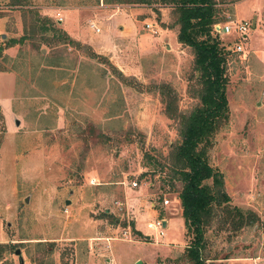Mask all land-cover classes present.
Here are the masks:
<instances>
[{"label": "rangeland", "instance_id": "obj_1", "mask_svg": "<svg viewBox=\"0 0 264 264\" xmlns=\"http://www.w3.org/2000/svg\"><path fill=\"white\" fill-rule=\"evenodd\" d=\"M217 1L221 26L250 27L219 34L230 112L209 159L231 207L260 220L211 230L208 264H264V0ZM134 6L0 0V264H193L172 167L180 123L166 109L188 115L200 104L195 56L179 46L172 7ZM128 23V41L105 39L108 56L51 29L75 40L77 29L100 36Z\"/></svg>", "mask_w": 264, "mask_h": 264}, {"label": "trees", "instance_id": "obj_2", "mask_svg": "<svg viewBox=\"0 0 264 264\" xmlns=\"http://www.w3.org/2000/svg\"><path fill=\"white\" fill-rule=\"evenodd\" d=\"M110 4L172 7L178 15L179 43L194 52L195 76L199 85L200 104L188 115H177V110L168 107L167 114L180 123V142L174 150V179L182 183L179 191L182 215L190 242L185 249L187 259L193 264H208V233L215 228L229 226L234 233L254 226L259 217L253 212H244L231 207V199L225 191L224 176L210 164L209 150L217 132L229 120L227 88V51L219 38L217 25V0H106ZM20 3H14L13 6ZM53 32L65 42L76 44L68 34L51 25ZM49 31L50 29H46ZM9 41L8 47L24 42ZM96 54V53H95ZM96 56H99L96 54ZM177 116V118H176ZM179 118V119H178ZM216 226V227H215ZM211 245V244H210Z\"/></svg>", "mask_w": 264, "mask_h": 264}, {"label": "crops", "instance_id": "obj_3", "mask_svg": "<svg viewBox=\"0 0 264 264\" xmlns=\"http://www.w3.org/2000/svg\"><path fill=\"white\" fill-rule=\"evenodd\" d=\"M136 7L143 8L144 6L143 7L142 6H134V8H136ZM159 10H162V9H159ZM117 16L118 17H117L116 20H118L119 22L124 20V24H125L126 20L124 18V15L123 14L122 15L119 14ZM116 25H114V24L111 25V26L108 25V28H105L106 31L104 30L106 32V34L104 35V33H103V35H100V36H98V35L95 36V35H93V33H91V34L90 33L88 34V33H85V32L82 33L81 31H79V29H77L78 33H76L77 35H75V38L77 40L76 39L75 40L77 42H85V43H87L88 46L92 47L94 52L97 55H99V56L100 55L108 56L105 53H103V51H101L102 49L105 50V48L108 49V46H106L107 40H105L108 36H110L112 34L115 37L117 34H119L120 36H123L125 38V40L128 41V37L133 34V29L134 28H133V26L131 24L128 23L127 26L126 25L125 26L124 25H120L118 27ZM145 30H148L150 32L149 34L152 37H157V36L160 35L158 27L153 26L152 29H147L146 28ZM72 34H73V32H72ZM72 34H71V36H73ZM179 46H180V43H179ZM148 227H149V225H148Z\"/></svg>", "mask_w": 264, "mask_h": 264}, {"label": "built area", "instance_id": "obj_4", "mask_svg": "<svg viewBox=\"0 0 264 264\" xmlns=\"http://www.w3.org/2000/svg\"><path fill=\"white\" fill-rule=\"evenodd\" d=\"M249 27L250 25H248V23L246 22H238V23H235V22H231V23H228L224 26H221V25H217L216 29L217 28H220V31H224L225 34H232V33H236L239 37H246V33H247V30H249ZM91 28L92 29H96L97 32H100L99 29H97L96 25L95 24H91ZM146 28L147 29H152L153 26H151L150 24H147L146 25ZM218 31V30H217ZM218 31V32H220ZM243 48L242 47H239V51H242ZM133 186L134 187H137V183L134 182L133 183ZM165 205H169L170 204V201L168 200H165ZM153 228H154V225H153ZM157 228H160L161 231L160 233L161 234H164V223L163 221H158L157 222Z\"/></svg>", "mask_w": 264, "mask_h": 264}, {"label": "water", "instance_id": "obj_5", "mask_svg": "<svg viewBox=\"0 0 264 264\" xmlns=\"http://www.w3.org/2000/svg\"><path fill=\"white\" fill-rule=\"evenodd\" d=\"M253 26L255 27L256 26V22L254 21V24ZM218 31H220V28H217ZM17 125H19V121H17ZM26 202H28V199L26 200ZM70 201H68L69 203ZM164 226H166V221H164ZM147 239H150V237H147ZM21 252L20 251H17V255H20ZM20 264H25V261L23 259L22 256H20ZM137 264H142L141 262L137 263Z\"/></svg>", "mask_w": 264, "mask_h": 264}, {"label": "bare ground", "instance_id": "obj_6", "mask_svg": "<svg viewBox=\"0 0 264 264\" xmlns=\"http://www.w3.org/2000/svg\"><path fill=\"white\" fill-rule=\"evenodd\" d=\"M149 227H150V228H153V224H149Z\"/></svg>", "mask_w": 264, "mask_h": 264}]
</instances>
